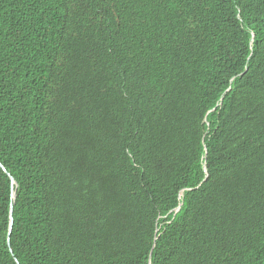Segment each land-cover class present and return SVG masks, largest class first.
Returning <instances> with one entry per match:
<instances>
[{"label":"trees","instance_id":"obj_1","mask_svg":"<svg viewBox=\"0 0 264 264\" xmlns=\"http://www.w3.org/2000/svg\"><path fill=\"white\" fill-rule=\"evenodd\" d=\"M15 261L264 264V0H0Z\"/></svg>","mask_w":264,"mask_h":264},{"label":"water","instance_id":"obj_2","mask_svg":"<svg viewBox=\"0 0 264 264\" xmlns=\"http://www.w3.org/2000/svg\"><path fill=\"white\" fill-rule=\"evenodd\" d=\"M2 167V166H1ZM3 168V167H2ZM4 170V169H3ZM9 178H10V181H11V185H12V190H11V199L13 200L14 198H15V190L13 189V186H15L16 184H15V181H14V179L11 177V176H9ZM178 209H179V207L178 208H176L175 210H174V212H177L178 211ZM12 222H13V220H12V207H10V217H9V233H8V235H10V232H11V228H12ZM7 245H8V247H9V238H8V240H7ZM16 262V264H18V262L17 261H15Z\"/></svg>","mask_w":264,"mask_h":264}]
</instances>
